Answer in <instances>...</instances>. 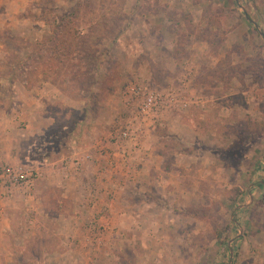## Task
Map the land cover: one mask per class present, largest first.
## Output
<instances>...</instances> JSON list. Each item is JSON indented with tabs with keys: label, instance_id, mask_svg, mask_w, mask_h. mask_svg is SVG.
I'll return each mask as SVG.
<instances>
[{
	"label": "rangeland",
	"instance_id": "rangeland-1",
	"mask_svg": "<svg viewBox=\"0 0 264 264\" xmlns=\"http://www.w3.org/2000/svg\"><path fill=\"white\" fill-rule=\"evenodd\" d=\"M24 2V10H11L9 14L10 18L17 17V21L10 19V28L0 30L7 49L5 60L0 62V85H16L22 78L30 82L49 81L68 100L75 102L73 108L63 102L51 103V108L67 125L66 132L81 131L85 137L88 126L94 132L98 125L105 131L102 138L90 139L81 149H74L73 155L85 148L83 152L94 153L97 146L111 144L110 132L126 114L123 89L130 82H138L158 91H181L185 97L192 96L186 109L166 108L160 125L171 114L192 128L181 132L180 138L184 140L174 144L184 152L182 163L201 171L216 164L213 174L217 181L211 188L214 196L208 194L205 185L200 188L197 202L185 201L178 206L167 199L158 207L163 210L171 206L183 214L180 218L186 222L183 232L167 235L164 248L149 251L148 259L145 258L147 251L143 250L124 251L125 260L115 258V252L111 251L115 259L112 264H264V0ZM241 22L248 25L249 31L243 28L242 34L236 31L233 38L229 37L230 29H236ZM203 42L213 55L225 49L233 55L231 60L228 53L227 58H221L206 74L211 85H236L240 90L233 100L238 106H232L245 110L254 98L257 104L250 107L253 113L246 111L238 117L234 109L224 115L228 104L205 97L194 87L198 75L190 66L189 52L202 49ZM66 49L70 51L67 57L64 56ZM26 54L31 56L24 59L31 65L36 64V68L23 73L17 63ZM226 59L232 62L229 73L224 71ZM220 62L223 65L219 69ZM10 87L6 91L9 96ZM81 96L89 99L84 120H80L82 105L76 101ZM113 108L117 114L111 117L109 110ZM223 116L227 117L224 123L233 122L226 125L227 130L218 120ZM91 117L96 122L88 123ZM212 128L217 129L218 135L212 134ZM93 157L99 156L94 153ZM98 159L97 163L86 160L100 166L104 159ZM107 161L111 163L110 159ZM119 161L128 162L122 157ZM124 165L119 172L122 170L123 175L133 177L131 163ZM192 166L187 168L193 169ZM11 211L5 210L3 219L0 216L2 222L9 213V227L0 237L2 259H5L2 248L9 246L14 253L9 264H48L44 258L49 249L43 250L41 246H56L59 237L47 231L48 228L35 233L31 215L20 208ZM93 222L103 233L95 232ZM87 226L88 239L94 252H98L107 227L98 222V217ZM110 231L111 236L117 232ZM49 258V264H58L55 256Z\"/></svg>",
	"mask_w": 264,
	"mask_h": 264
},
{
	"label": "crops",
	"instance_id": "crops-1",
	"mask_svg": "<svg viewBox=\"0 0 264 264\" xmlns=\"http://www.w3.org/2000/svg\"><path fill=\"white\" fill-rule=\"evenodd\" d=\"M25 7L24 0H0V30L10 28V19L17 21V17L10 18L11 10L18 12ZM13 26H16L15 22ZM243 28L249 31L248 25L241 22L236 29H230L227 35L232 37L233 33L242 34ZM202 44L204 47L200 50L189 48L188 60L191 61L190 66L194 74L198 75L195 77L197 85L194 87L205 97L217 98L220 99L219 102L228 104L224 115L234 109L238 117H242L246 111L253 113V108L250 107H253L254 103L257 104L254 98H250L253 101L245 110L234 107V94L240 89L236 85H211L210 77L206 76L221 58H227L228 53L232 60L231 51L225 49L223 53L213 55L207 44ZM226 46L230 47V44ZM6 54V43L0 34V62L5 60ZM30 56L26 54L18 61L19 71L24 73L30 68H36V64L31 65L24 59ZM221 64L223 65L222 62L218 63L219 69ZM231 64L227 59L224 61L226 73H229L228 69L232 71ZM8 87L11 96L6 93ZM76 101L82 105L80 120H84L88 115L84 109L88 106L89 99L87 96H81V99ZM59 102L68 104L71 108L75 106L73 100H68L61 93V89L49 81L30 82L22 78L16 81V85H0V161L36 165L41 170V176L36 180L33 194L28 200H0V216L3 219L5 210L10 213L12 209L20 208L27 215H31L35 233L48 228L47 231L50 230V233L58 236L56 246H41L43 250L49 249L44 258L48 264L50 256H55L58 264H112L114 257H122L125 260L124 251L137 249L147 251L145 258L148 259L149 251L161 249L167 244V235L183 232L186 224L180 219L184 215L172 210L171 206L168 209L165 206L163 210L158 208L162 201L170 199V203L175 202L178 206L184 205L185 201L197 202L200 200V188L205 185L208 186V194L215 195L211 194V188L217 181L213 174L216 164L201 171L181 162L184 160V152L180 150V146L176 147L174 144L177 140H184L180 138L181 132H189L192 128L183 124L184 122L180 123L178 118L171 114H167L158 129L144 139L141 149L136 151L133 157H129L128 162L121 163L120 154L113 151L114 147H110V151L115 153L113 158L119 163L116 170H111L115 167L112 168L106 158H102L104 160L100 166L89 160H82L79 170H75L69 158L76 148L66 149L62 135L66 132L67 125L62 123L61 115L51 108V103ZM109 112L111 117L117 114L114 108ZM224 118L227 117H218V120L227 130L226 125L233 122L224 123ZM93 121L96 122L91 117L88 123ZM88 127L89 130L83 137L86 144L90 139L104 136L105 131L99 125L94 132L91 126ZM210 131L217 134L216 128ZM130 163L134 173L133 177L128 178L123 175L122 170L119 172V169L120 166H129ZM187 166H192L193 169ZM93 198L96 199L95 202L92 201ZM100 212L104 214L101 217ZM9 213L8 219L0 222V237L2 231L9 227ZM96 217L98 222L107 227L104 229L106 238L100 243L101 247H97L100 250L98 252H94L87 230V225ZM191 224L194 228V221ZM111 229L117 231L112 236ZM2 250L5 251V259H2L0 253V264L3 261L4 264H9L14 258H11L13 250L9 246ZM109 251L115 252L114 257L112 252L107 253Z\"/></svg>",
	"mask_w": 264,
	"mask_h": 264
},
{
	"label": "built area",
	"instance_id": "built-area-1",
	"mask_svg": "<svg viewBox=\"0 0 264 264\" xmlns=\"http://www.w3.org/2000/svg\"><path fill=\"white\" fill-rule=\"evenodd\" d=\"M122 96L125 118L118 121V124L110 132L111 144L100 145L94 149V153L101 159L107 156L111 160L112 167H117L118 161L113 158L115 153L110 151L111 146L123 160L129 159L132 153L141 149L144 139L160 125L162 113L166 108L176 106L186 109L192 98L189 94L188 97H185L181 91H176V93L168 90L158 91L138 82H130L123 89ZM82 153L75 155L73 153V156L71 155L69 158L75 170H79L82 158L93 159L96 163L99 161V157H93L92 151ZM40 176L41 170L36 165L10 164L0 161V200L9 198L28 200L32 196L35 182ZM92 201L95 202L96 199L93 198ZM102 213H99L101 214L99 217L104 215ZM93 225L95 232L98 235L101 234L100 227H97L94 222Z\"/></svg>",
	"mask_w": 264,
	"mask_h": 264
},
{
	"label": "trees",
	"instance_id": "trees-1",
	"mask_svg": "<svg viewBox=\"0 0 264 264\" xmlns=\"http://www.w3.org/2000/svg\"><path fill=\"white\" fill-rule=\"evenodd\" d=\"M68 20L70 21V19H68ZM66 50H67V52L64 54V56L67 57V55H70V51L68 49H66ZM77 54L79 55V53H77ZM81 62H82V60H81ZM86 112H87V110H86ZM65 133L62 135L63 136L62 141L64 140L66 142V145H65L66 149L72 150L74 148H79V147H83L84 146V144L86 142V139L83 138L81 131H79L77 133H75V132L72 133V130L69 129V131H67ZM61 146H62V144H61Z\"/></svg>",
	"mask_w": 264,
	"mask_h": 264
},
{
	"label": "water",
	"instance_id": "water-1",
	"mask_svg": "<svg viewBox=\"0 0 264 264\" xmlns=\"http://www.w3.org/2000/svg\"><path fill=\"white\" fill-rule=\"evenodd\" d=\"M263 36V38H264V35H262Z\"/></svg>",
	"mask_w": 264,
	"mask_h": 264
}]
</instances>
